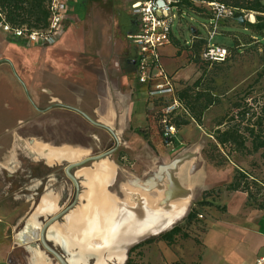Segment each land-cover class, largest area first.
<instances>
[{
    "label": "crops",
    "instance_id": "crops-1",
    "mask_svg": "<svg viewBox=\"0 0 264 264\" xmlns=\"http://www.w3.org/2000/svg\"><path fill=\"white\" fill-rule=\"evenodd\" d=\"M70 7L73 22L52 46H23L21 41L0 30V154L9 146V152L19 151L32 165L41 161L52 169L49 163L71 164L98 156L96 152L104 154L114 149L111 156L94 162L95 170L83 166L77 170L91 180L98 168L109 166L115 172L116 166L112 185L117 182L119 172L125 178L121 185L131 179V186L136 190L133 200L139 202L142 196L145 202L141 207L149 205L151 211L173 217L158 232L170 230L185 216L191 201L190 187L178 175L182 167L188 174L197 169V149H185L182 142L193 133L186 131L191 126L180 128L175 149L164 147L156 117L158 104L148 99L147 86L136 81L137 50L129 38L137 26L130 10L126 36L116 34L110 23L103 36L78 38V34L68 32L69 28L77 30L74 0ZM168 52V46L160 51L166 71L180 68L182 63L194 67L188 62L187 52L177 53L175 49L167 57ZM181 83L189 81H181L180 86ZM80 114L108 128L111 134L93 126ZM77 123L82 128L79 130L89 134V140L82 143L78 140L81 135L77 134ZM46 153L57 155L61 160L49 162ZM77 153H81L79 160L75 159ZM85 176L81 178L85 180ZM188 193L189 203L184 201ZM46 195L55 196L54 193ZM156 196H161L165 207L151 204ZM238 200V208L232 209L231 203ZM216 203L225 212L213 213L206 232L198 240L200 245L192 253L200 258L178 254V248L185 245L178 240L170 247L159 241L151 246L154 251L148 254L151 264H255L259 259L264 260V212L250 208L246 195L239 192H224ZM161 221L154 222L153 227ZM186 245L193 249L190 244Z\"/></svg>",
    "mask_w": 264,
    "mask_h": 264
},
{
    "label": "rangeland",
    "instance_id": "rangeland-1",
    "mask_svg": "<svg viewBox=\"0 0 264 264\" xmlns=\"http://www.w3.org/2000/svg\"><path fill=\"white\" fill-rule=\"evenodd\" d=\"M129 3L130 0H74L73 17L76 20L74 28L77 30L69 28L68 32L69 34H78L76 36L78 38L103 36L106 33L107 25L111 23L115 28L116 34L126 36L130 28L128 17ZM249 17L251 16H244L243 20L251 22L249 21ZM205 23H207L206 20L190 12L182 13L181 18L176 14L172 32L182 46L186 44L188 46L191 42V30L197 31L203 37L206 36V32L202 28V24ZM237 27L238 25L234 23H227L225 27L220 26L219 34L212 41L213 44L218 46L232 47L234 45L236 47L237 50L233 51L226 62L204 65L200 63L198 55L197 57H191L190 53H187L188 62H196L194 67L182 63L179 64V66L181 65L180 68H175L174 70H170V72L166 71L172 76L177 87H180L181 81H189L188 85L192 86L195 81L199 80V86L194 89V92L202 94V97L197 102L196 107L198 109L203 106L206 100L217 101L216 104L202 112L200 123H197L195 117L193 118L194 122H188V125L191 127L186 131L188 133L193 132L189 135L190 137L183 138L181 135L185 149H197V158L195 160L197 169L192 174H188L186 169L182 167L178 174L180 179L190 187L191 201L189 203L190 195L188 193L187 198L184 200L189 203L186 214L171 227L179 226L182 230L181 235H179L176 241L178 240L181 244L185 245H181V248H178L177 252L185 256L200 258L199 255L196 256L192 252H195V248L200 245L198 240L206 232L208 222L212 219L213 213L225 212V208L222 205H218L216 201L219 195L225 192V185L231 182L235 169H244L251 172L256 178L264 179V161L260 157L261 153L243 158L231 154L227 160V164L222 168L214 167L206 158L209 145L214 143L213 132L215 130V121L224 115L231 103L244 96L250 100L255 99L260 103H264V45L253 44L250 39V33L242 35L247 34V32ZM230 34H239V36L235 37ZM175 49L174 45H168L169 52L166 54L167 57L175 53ZM21 124V128H23L25 126L24 120H22ZM76 125L78 129L77 134L81 135V138L78 137V140L81 143L89 140V134L84 133V130H79L82 128H80L78 123ZM185 133H183V136ZM9 148L8 146L5 153L0 154V262L7 264L8 258H11L14 262L13 264H30V259L32 263L33 254L30 253L29 246L24 248L16 242V238L19 237L18 232L28 222L33 223L34 220L32 218L35 216H37L35 225L41 227L49 216H54L67 208L72 203L74 187L63 172L67 163H63L62 161L49 163L53 167L52 169L47 168L48 165L43 164L41 161L36 165H32L28 159L21 156L19 151L11 153L8 151ZM14 149L16 148L14 147L12 150ZM95 154L101 155L99 152ZM80 156L81 153H77V158L75 159L79 160ZM64 159L73 160L72 157H64ZM253 163L255 167H251ZM96 165L94 163H87L83 167H94L93 169L95 170ZM100 171L101 169L98 168L94 175L99 176ZM70 173L78 180L81 194L72 212L53 224L56 232H59L65 238L68 237L66 235L71 233L69 228L70 222L78 219L77 217L81 216L84 210L90 208L88 195L91 193L89 188L91 180L77 169L71 170ZM43 174L45 175L44 178H42ZM115 174L116 166L113 180L103 187L106 193L110 195L111 203L116 202L124 210L133 208V210L128 209L127 211L137 212L141 210L139 211L140 214L146 212V210L144 211L145 207L136 206L143 205L145 202L142 200V196H140V200L137 203L133 200L132 195L136 193V190L131 186V179L127 184L121 185L125 178L119 172L117 182L112 185ZM81 176H85V180ZM226 179L229 180L225 181ZM100 180L102 181V177H98L97 181L99 182ZM120 185L123 196L120 192ZM47 193H54L55 196L46 195ZM160 199L161 196H156L155 202H151V204L158 208L165 207V204ZM239 204L240 200L233 201L231 208H238ZM134 208L136 209L134 210ZM190 211L195 212L193 224H187L186 221L187 214ZM197 214H201L203 219H197ZM167 231L169 229L164 232ZM182 235L187 236V238H183ZM73 236L72 238H74ZM147 237H145L147 239H142H145L144 241L140 240L136 242L137 244L130 245L129 249L121 250L126 256L125 262L129 259L136 264H151L150 260H148V254L154 251L151 246L157 244L159 241L156 239L158 237L156 235H148ZM150 239H155V241L144 244L139 249L130 252L133 247L143 244ZM72 240L74 244L76 242L79 243L75 238ZM91 243L95 246L94 242ZM187 243L193 249H190L186 245ZM92 244L85 243L88 246ZM173 244L175 245V243ZM53 245L55 248L57 247L56 243H53ZM110 246L100 249L94 247L92 249L100 250L98 251V255L106 262L107 255L109 256V251L112 249ZM38 249L34 251L46 257L47 262L45 264H58L52 258L46 256L40 247ZM85 249L89 250L88 248ZM104 250L108 251L105 252ZM70 251L78 253L76 249L71 248ZM90 253L89 256H87L88 254H83L84 257L91 258L90 260L88 259L87 264H97L98 255L95 254V251ZM79 254L82 256V253ZM105 264L111 263L106 262Z\"/></svg>",
    "mask_w": 264,
    "mask_h": 264
},
{
    "label": "trees",
    "instance_id": "trees-1",
    "mask_svg": "<svg viewBox=\"0 0 264 264\" xmlns=\"http://www.w3.org/2000/svg\"><path fill=\"white\" fill-rule=\"evenodd\" d=\"M177 1L176 8L179 18L182 13L190 12L198 17L208 21L211 14L202 6H197L194 2H218L229 7L234 12L232 20L220 23L224 26L227 23L237 24L239 28L250 33V39L255 45H264V0H174ZM49 0H0V13L3 20L12 28H26L30 31H41L48 27ZM254 22L243 21L239 22L240 18L244 16H252ZM237 27V28H238ZM226 34V33H225ZM232 36H239V34H230ZM23 46H27L23 42H19ZM171 44L177 49V53L185 51L190 53L191 57L199 58L200 52L204 44V38L197 31L192 32L191 42L187 46H182L180 41L173 37ZM229 55L226 61L230 58L236 47H226ZM191 59V58H190ZM200 61V59H199ZM225 61V62H226ZM191 62V61H190ZM194 65L196 62H191ZM201 64L209 65L201 62ZM199 86V80L195 81L192 86L188 83H181L177 87L176 96L183 103L185 108L189 111L192 118L195 117L197 123H200V116L202 112L208 107L217 103L216 100H206L203 106L198 109L197 102L202 97L200 92H194V89ZM196 103V104H194ZM194 115V116H193ZM178 127L188 125V121L179 120ZM215 130L213 132L214 143L209 145L206 158L216 168H222L227 164V160L231 154H235L241 158L254 156L258 153L264 161V103H260L255 99H248L246 96L239 98L229 105L228 110L223 116L215 121ZM251 167H255L254 163ZM224 191L226 193H243L246 195L247 205L253 210L264 212V179H258L251 172L244 169H235L231 182L225 185ZM197 218V215H196ZM195 220V212L190 211L187 214V224H193ZM181 228L179 226L173 227L167 232H163L156 239L164 242L167 246L175 243V240L181 235ZM187 238V236H183ZM155 239H150L133 247L130 252L142 247L144 244L154 242ZM125 264H136L129 259ZM182 264V263H172Z\"/></svg>",
    "mask_w": 264,
    "mask_h": 264
},
{
    "label": "built area",
    "instance_id": "built-area-1",
    "mask_svg": "<svg viewBox=\"0 0 264 264\" xmlns=\"http://www.w3.org/2000/svg\"><path fill=\"white\" fill-rule=\"evenodd\" d=\"M72 1L49 0L48 27L45 30L28 32L24 27L12 28L4 22L1 13L0 30L27 46H52L73 22L70 9ZM176 3L174 0H130L129 3L130 14L137 26L136 32L129 38L137 50L136 81L139 85L147 86L148 99L158 104L156 117L160 137L168 150L175 149L178 143V121L194 122L189 111L177 98V86L161 62V49L170 45L175 37L172 27L178 14ZM194 4L204 7L211 14L207 23L202 24L206 36L203 37L200 61L209 65L224 63L229 55L227 48L215 45L212 41L219 34L220 23L232 20L234 12L215 1ZM197 219H203V216L197 214ZM263 261L259 259L255 264H262Z\"/></svg>",
    "mask_w": 264,
    "mask_h": 264
},
{
    "label": "bare ground",
    "instance_id": "bare-ground-1",
    "mask_svg": "<svg viewBox=\"0 0 264 264\" xmlns=\"http://www.w3.org/2000/svg\"><path fill=\"white\" fill-rule=\"evenodd\" d=\"M249 18V21H254L253 15ZM52 155V153H46L45 156L50 159V162L52 159H59L57 155H55L56 157H53L54 155ZM94 174L95 172L91 175L92 181L89 184L91 193L88 195V204L90 205V208L84 210L83 214L77 217L78 219H74L70 222V232L74 235L76 241L81 244H85L89 241L94 242L95 246L99 249L111 245L110 247L112 249L109 251V256L107 255L106 262L111 264H122L125 259V254L122 252L124 249H127L130 245L142 240L148 235H156L158 231L165 229L166 226L171 223L173 217L167 218L154 209L151 211L150 208H148L149 205L145 207L148 209V212L141 214L139 213L141 210L132 212V208H128L131 209L129 211H127L128 209L124 210L120 208L116 202L111 203L110 195H108L106 190L103 189L104 185L109 184L113 179V168L108 166L107 168H104V170L101 169V176H95ZM98 177H102V181L100 180L98 182ZM135 202L137 201L135 200ZM136 206L140 207L141 205ZM142 206H144V204ZM135 209L136 208H134V210ZM160 219L162 221L153 227V223ZM92 245L94 246V244ZM80 246L81 245L77 247ZM104 251L106 252L108 250ZM31 253L33 254L32 264H45L47 262L46 257L40 255V253L38 254L36 251H31ZM97 257V264L106 263L99 255Z\"/></svg>",
    "mask_w": 264,
    "mask_h": 264
},
{
    "label": "flooded vegetation",
    "instance_id": "flooded-vegetation-1",
    "mask_svg": "<svg viewBox=\"0 0 264 264\" xmlns=\"http://www.w3.org/2000/svg\"><path fill=\"white\" fill-rule=\"evenodd\" d=\"M68 165V164H67ZM66 165V166H67ZM65 166V167H66ZM64 167V169H65ZM64 172V170H63ZM65 174V172H64ZM66 176V175H65ZM67 177V176H66ZM72 183V182H71ZM73 185V184H72ZM74 187V186H73ZM75 187H74V197H73V200H72V203L75 199ZM80 196V195H79ZM71 203V204H72ZM70 204V205H71ZM69 205V206H70ZM68 206V207H69ZM66 209V208H65ZM63 211V210H62ZM72 211H70L69 213H71ZM68 213V214H69ZM67 214V215H68ZM36 217H33L32 219L34 220V222H28L19 232V237L16 238V242H18L20 245H22V247L26 248L29 246V251L31 253V251H34V250H37L39 247L43 250V252L45 253L46 256H49L50 258H52L56 263L57 260L48 252L45 251V249L42 247L41 245V242H40V232H41V229L43 227V225L53 216H49V218L42 224L41 227H38L37 225H35V221H36ZM52 226V225H51ZM47 227L44 231V234H43V239L46 243V245L51 248L53 251H55L62 259L63 261L66 263V264H87V261L88 259L90 260L91 258H88L87 256H81L79 253L77 252H71L70 249H71V246H70V243L68 242V240L62 235V234H59V232H56L55 230V227L54 225L51 227ZM16 234V235H18ZM15 235V236H16ZM72 233H69V235H66L70 238V240L72 241L73 243V240L74 238H72ZM74 237V236H73ZM148 238V237H147ZM145 238V239H147ZM51 239V240H50ZM53 243H56L57 244V247L55 248ZM74 244V243H73ZM81 245L80 247L82 248H88L89 250L88 251H95V254L97 255L98 251L95 250V249H92L96 246H93V245H86L85 244H81V243H75L74 245ZM86 244H92L90 241L89 242H86ZM137 244V243H135ZM134 245V244H133ZM131 245V246H133ZM17 246V245H16ZM39 246V247H38ZM130 246V247H131ZM19 247V246H17ZM21 247V246H20ZM129 247V248H130ZM128 248V249H129ZM39 250V249H38ZM125 259H126V256H125ZM125 262V260H124ZM123 262V263H124ZM14 262L11 260V258H8L7 260V264H13ZM122 263V264H123ZM126 263V262H125ZM0 264H2L0 262ZM30 264L31 263V259H30Z\"/></svg>",
    "mask_w": 264,
    "mask_h": 264
},
{
    "label": "water",
    "instance_id": "water-1",
    "mask_svg": "<svg viewBox=\"0 0 264 264\" xmlns=\"http://www.w3.org/2000/svg\"><path fill=\"white\" fill-rule=\"evenodd\" d=\"M243 18H240L239 19V22H243ZM81 115V114H80ZM85 120H87L90 124H92L93 126H96L98 128H102L104 130H106L107 132L110 133V130L108 128H105L104 126L102 125H99L93 121H91L89 118H87L86 116H84L83 114L81 115ZM111 134V133H110ZM115 152L114 149L104 153V154H101V155H98V156H94V157H90V158H87V159H84L80 162H75V163H71V164H68L65 169H64V172H65V175L67 176V178L72 182L73 186L75 187V199L73 201V203L67 207L66 209H64L63 211L57 213L56 215H54L53 217H51L42 227L41 229V232H40V242H41V245L42 247L45 249L46 252L50 253L58 262V264H66L63 259L55 252L53 251L51 248H49L44 239H43V234H44V231L47 227L55 224L59 219L63 218L68 212H70L76 205L78 199H79V195H80V189H79V184L76 180V178L70 173L71 170L73 169H77V168H80L82 166H84L85 164L87 163H94V162H98L102 159H105L109 156H111L113 153ZM160 234H162V232H158L156 233V236H159ZM66 239L68 240V242L70 243V246L72 249H76L78 250V253H82V255H89L91 254L90 252L92 251H87L86 249L82 248V247H77V246H74V244L72 243V241L70 240L69 237H66Z\"/></svg>",
    "mask_w": 264,
    "mask_h": 264
}]
</instances>
